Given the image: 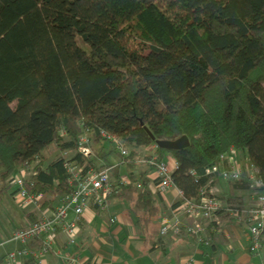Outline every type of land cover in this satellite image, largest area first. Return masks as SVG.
<instances>
[{
  "label": "trees",
  "instance_id": "1",
  "mask_svg": "<svg viewBox=\"0 0 264 264\" xmlns=\"http://www.w3.org/2000/svg\"><path fill=\"white\" fill-rule=\"evenodd\" d=\"M102 135L128 150L115 152L119 165L107 163ZM83 136L99 148L89 161L77 152ZM182 138L178 152L155 146ZM153 146L157 161L175 162L185 202L199 203L206 172L230 151L244 154L264 195V0H0V196L25 166L26 193L51 209L69 192V152L84 171H109V198L128 204L154 249L160 197L148 172L134 174L137 152Z\"/></svg>",
  "mask_w": 264,
  "mask_h": 264
},
{
  "label": "crops",
  "instance_id": "2",
  "mask_svg": "<svg viewBox=\"0 0 264 264\" xmlns=\"http://www.w3.org/2000/svg\"><path fill=\"white\" fill-rule=\"evenodd\" d=\"M106 149L105 144L101 145ZM99 150V148H98ZM154 150L149 147L137 152L145 158L148 172L147 190L153 184L154 174L147 166L148 157ZM226 164L235 163L242 172L249 166L244 154L234 151L224 158ZM165 162L173 164L166 157ZM172 166V165H171ZM252 176H242L238 183H227L215 178L211 179L210 190L222 203L223 207L234 206L237 213L234 219L225 220L215 227L213 232L206 233L211 240L209 248L196 244L192 238H176L167 236L161 241L159 250L151 249L139 236L135 228V217L129 212V206L123 201L107 199L104 209L89 205L84 214L78 218V235L73 246L67 245L65 236L60 229L56 232L54 244L50 251L39 258L38 263L19 259L18 264H264V233L261 237V250L251 252V241L245 219L248 212L257 205L261 193L257 190V172L250 165ZM248 167V170H249ZM173 172V167H171ZM150 171V172H149ZM140 172V171H139ZM171 172V173H172ZM138 173L135 171L134 174ZM249 173V172H248ZM128 177L127 172L120 168V177ZM150 193V192H149ZM153 196V195H152ZM110 197V196H109ZM160 217L155 222L159 228L160 219L167 217L178 225L191 226L194 222L187 215L174 213L172 206L176 203L171 195L158 198ZM56 200L50 208L40 205H29L21 209L22 216H16L11 223L0 224V262L10 253L20 251L23 247L11 239L16 230L24 229L42 219H49L56 208ZM221 215L218 214V216ZM71 212L67 213L66 221H75ZM158 240V238H157ZM39 245L33 242L29 248Z\"/></svg>",
  "mask_w": 264,
  "mask_h": 264
},
{
  "label": "built area",
  "instance_id": "3",
  "mask_svg": "<svg viewBox=\"0 0 264 264\" xmlns=\"http://www.w3.org/2000/svg\"><path fill=\"white\" fill-rule=\"evenodd\" d=\"M102 138L109 142L114 147V151L122 158H126L129 155L128 150L116 138L104 135H102ZM77 148V152L85 160L89 161L93 159L94 155L88 146L86 136L80 138ZM152 149L155 152L156 147L153 146ZM229 154L233 155L234 151H230ZM69 155V152L62 154V158L66 159L64 161V168L68 175V194L59 200V207L54 210L51 218L39 220L24 229L16 230L12 234L11 239L19 243L23 248L20 251L8 254L0 264H18L17 261L19 259L31 260L38 263L39 258L50 251L58 229L65 236L67 245L73 246L78 235L77 221L84 214L86 207L91 205L98 209L105 208L107 199L112 193L113 184L109 171L92 167L84 171L86 167H79L77 164L71 162L67 159ZM148 159L147 166L153 167L154 174L153 184L149 187L150 194L159 197L171 195L176 200L174 205H178L174 213L187 215L194 222L191 226H182L172 219L162 217L159 224L158 242L155 244L154 249L159 250L161 248V241L169 235L176 238H192L196 244L209 248L211 240L208 238L206 230L208 229L210 232H213L223 219H234L237 208L234 206L223 207L213 191L210 190L211 188L207 189V187L201 190V199L198 204L192 205L183 201L182 193L173 186L171 180V167H173L174 171L176 167L175 162L173 161V164L165 161L160 162L153 155L149 156ZM222 161L225 163L224 166L220 164L212 167L206 172V175L227 183L240 182L242 170L238 164H226L224 158ZM31 172V168L24 166L9 182V187L15 189L12 194V200L20 209L26 208L29 205H35L36 203L35 199L27 194L24 189V183L32 175ZM118 182L122 186L131 185V181L127 176L121 177ZM256 187L260 188L261 184L257 182ZM69 212L73 214L75 221H66V216ZM220 213L221 215L218 216ZM245 223L251 241V252L261 250V237L264 233L263 194L258 196L257 205L248 212ZM33 242L39 244L35 249L29 248V245Z\"/></svg>",
  "mask_w": 264,
  "mask_h": 264
},
{
  "label": "rangeland",
  "instance_id": "4",
  "mask_svg": "<svg viewBox=\"0 0 264 264\" xmlns=\"http://www.w3.org/2000/svg\"><path fill=\"white\" fill-rule=\"evenodd\" d=\"M105 146H106L105 150L107 152H111V154L109 155V157L107 159V163L109 165H113V166L119 165L120 157L118 155H116V153L114 151V147L109 145V144H105ZM92 151L94 152V155H95L96 152L98 151V147L92 146ZM44 156H45L47 162H49V161L55 159V157L57 156V153L54 151L53 147L52 148L50 147L48 152L44 153ZM138 156H139V159H138L139 164H138V167L136 168V171L142 172L146 168L145 158L143 157V154H140ZM96 164H97V162H96ZM244 165H245V167H247V169H246V171L244 170L242 172V176H252V173H250V172H253V171H251V169L249 167L250 164H249V166L247 164H244ZM248 167H249V170H248ZM113 180L114 179L111 178L112 183L114 182ZM0 187H1V185H0ZM14 191H15V189L10 187L8 189V191H5L0 196V224L1 223L3 224L5 222L11 223V220L14 221V218L16 216H22L21 209L12 200V194ZM108 199H109V197H108ZM41 201H43V200L37 199V201H36L38 203L37 205L41 204Z\"/></svg>",
  "mask_w": 264,
  "mask_h": 264
},
{
  "label": "water",
  "instance_id": "5",
  "mask_svg": "<svg viewBox=\"0 0 264 264\" xmlns=\"http://www.w3.org/2000/svg\"><path fill=\"white\" fill-rule=\"evenodd\" d=\"M144 132L147 134V136L149 137V139L151 141H154V139L147 132L146 129H144ZM155 146L158 149L166 151V152H178L180 150L188 148L189 144H188V141L185 138H182V139L174 141V142H163V143L156 142Z\"/></svg>",
  "mask_w": 264,
  "mask_h": 264
}]
</instances>
